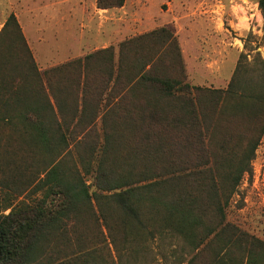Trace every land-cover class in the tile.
Returning a JSON list of instances; mask_svg holds the SVG:
<instances>
[{
  "label": "trees",
  "instance_id": "trees-1",
  "mask_svg": "<svg viewBox=\"0 0 264 264\" xmlns=\"http://www.w3.org/2000/svg\"><path fill=\"white\" fill-rule=\"evenodd\" d=\"M243 57L226 88L192 84L161 27L42 69L11 13L0 29V264H112L167 235L194 251L180 264H264V241L225 221L264 135V59L250 83Z\"/></svg>",
  "mask_w": 264,
  "mask_h": 264
},
{
  "label": "rangeland",
  "instance_id": "rangeland-1",
  "mask_svg": "<svg viewBox=\"0 0 264 264\" xmlns=\"http://www.w3.org/2000/svg\"><path fill=\"white\" fill-rule=\"evenodd\" d=\"M11 13L42 69L161 27L175 33L185 80L195 85L226 88L242 52L249 72L244 81L252 83L253 67L264 59L258 0H125L112 8L98 7L97 0H0V29ZM95 125L103 143L101 121ZM225 221L264 241V135L229 201ZM193 253L181 238L167 235L151 240L138 255L114 256L112 264H180Z\"/></svg>",
  "mask_w": 264,
  "mask_h": 264
}]
</instances>
